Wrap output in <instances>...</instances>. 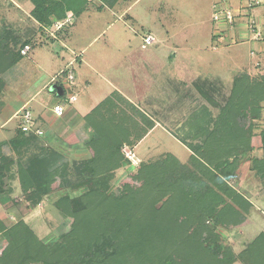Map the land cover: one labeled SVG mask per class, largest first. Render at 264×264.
I'll use <instances>...</instances> for the list:
<instances>
[{"label":"rangeland","instance_id":"rangeland-1","mask_svg":"<svg viewBox=\"0 0 264 264\" xmlns=\"http://www.w3.org/2000/svg\"><path fill=\"white\" fill-rule=\"evenodd\" d=\"M214 1L216 0H119L112 8H107L102 7L98 0H86L85 11L77 17L72 16L73 25L64 27L56 35L57 40H55L51 39L43 26L32 18L31 0H0L1 6L9 5L16 15V17L10 16L12 23H8L9 16L3 15L4 12L0 9V43L5 44L7 39H11L13 44H11L13 50L11 53L15 60L12 67L2 76L5 82L3 96L5 102L9 103L4 112L5 116L9 115L19 103L32 98L40 89L36 103L40 100L47 104L51 102V86L48 88L43 86L57 71L56 66H61V62H55L58 57L55 51L59 50L62 45L60 43L68 36L77 39L74 45L77 52L85 47L90 51H111L113 59L123 63V66L120 64L113 68L115 70L113 79L124 93L127 92L126 95H130L129 97L134 101L132 104L160 124L156 125L157 129L143 143L139 141L132 148L122 147L124 161L120 168L114 171L108 191L114 195L131 192L130 203L144 199V183L140 171L142 166L164 167L162 162L168 156L176 158L180 165H184L188 164L192 154L189 150V155L186 147L169 133L168 129L179 134L191 133V135L199 134L203 128L211 129L213 126L211 122L219 116L221 108L230 100L234 105L242 104V89L248 87H245L246 80L241 79V76H247L252 80L264 77L262 72L251 75L237 72L231 76V72L226 69L214 68V62L210 64V72L206 64L204 67L201 66L203 63L196 65L197 54L203 51L209 52L214 48L225 50L223 48L231 47L237 42L234 37H230L234 41L232 44L216 45L215 24L212 21L213 4L216 3ZM9 29H12V32ZM146 35H152L154 38L151 46L143 43ZM24 43H28L31 51L27 56L18 55ZM237 47L239 46L230 49ZM60 49L63 51L65 48L62 46ZM184 54H190L191 60ZM104 59L110 58L105 56ZM216 73L219 76H216ZM238 77L240 88L235 90L234 82ZM110 96H113V105L109 103L101 116L93 115L91 119L95 129L100 119L115 120L123 126L129 120L128 115L122 114L125 106L120 102V97L128 99L117 91L108 94L106 98ZM34 102L35 100L31 104L33 105ZM261 105L260 118L254 121L255 129L252 134H256L257 130L264 126V101ZM114 106L116 107L111 112L107 111ZM198 106L200 109L197 111L200 112L195 114L194 111ZM30 107L28 106L27 109L29 110ZM125 112L140 122L139 116L128 110ZM17 123L20 128L22 124L20 116L8 127L14 129ZM85 123L86 131L79 136L77 147L51 149V152L62 156L59 164L60 167L62 166V180L56 178L55 181H51L48 194L36 205L27 200L23 193L22 197H19L22 199V206L16 224L26 222L36 239L49 248L48 254H44V257L40 256L43 262L36 263L76 264L78 261L69 256L59 257L61 253L56 247L73 242L68 234L78 219L77 215L68 211L69 205L66 199H69L72 208H76L80 197L93 187L89 169H83L82 166L85 161L91 159L93 150L92 147L87 146V143L94 136L95 130L93 131L92 123L86 121ZM130 130L131 133L135 132ZM251 139H256L254 134ZM254 148V152H249L247 157L240 161L235 175L225 180L236 192V196H242L251 207L248 213L241 211L243 218L234 220L231 213L221 218L223 226H217L215 234L220 245L224 249H230L232 257H227L225 251L219 256L221 261H214V264H244L238 259V254L245 251L257 236L264 233L262 211L257 218L261 223L247 228L248 216L252 208L256 205L264 209V175L257 174L251 162L253 158L262 156V150ZM48 149L47 151H50ZM127 153L134 156L132 161L127 159ZM196 166L197 164H193L190 169L194 171ZM163 192L158 190L153 195L156 200L155 207L162 209L167 205L168 213L172 212V214L179 211L177 206L182 203L178 202L174 194L166 196ZM25 209L27 221L24 220L23 215ZM181 216L182 214L178 217ZM184 217L182 216L175 226H166L165 237L162 239L160 235L159 243L156 241L157 238L147 235L144 239L147 241H143L144 244L138 250L119 251L113 261L105 264H172L171 255L176 253L178 247H188L190 241L200 244L203 240H207L204 231L199 233V228L187 227L184 224ZM115 222L122 224L120 220ZM206 224L212 225L209 221ZM154 242L156 245L149 248L148 243ZM164 243L169 251L165 250L161 253ZM159 249L165 258L153 257V253L158 252ZM49 250L55 251L57 256H49Z\"/></svg>","mask_w":264,"mask_h":264},{"label":"trees","instance_id":"trees-1","mask_svg":"<svg viewBox=\"0 0 264 264\" xmlns=\"http://www.w3.org/2000/svg\"><path fill=\"white\" fill-rule=\"evenodd\" d=\"M31 1V16L44 27L50 26L53 20L64 19L68 13L79 16L85 11L86 3V0ZM98 1L102 7L112 8L119 0ZM11 54L0 55V75L14 63V56ZM240 78L246 80L245 87H248L242 89V104L237 106L230 100L221 108L219 116L211 120V129L203 128L199 134L194 135L179 134L168 129L169 133L192 152L188 164L180 165L176 158L168 156L162 162L164 167L142 166L140 171L144 183V199L133 203L129 199L131 192L121 195L109 192V182L113 179L114 171L124 161L122 147H134L159 122L141 111L138 106L120 97V102L125 107L123 111L118 109L122 114L128 115L127 123L123 126L115 120L100 119L95 129L91 121L93 115L101 116L109 103L113 105V96L98 104L85 117L86 122L93 124L95 132L87 143L93 150L91 159L82 166L83 169H89L93 187L80 197L76 208H72L71 202L66 199L68 211L77 215L78 219L68 234L73 242L56 247L61 253L59 257L62 255L76 258V264H105L113 261L119 251L138 250L144 244L143 241H147L144 240L147 235L157 238L159 243L160 235L162 239L165 237L166 226H175L185 216L184 224L199 228V233L204 231L207 240L200 244L190 241L188 247H178L176 253L171 255L170 263L214 264V261H221L219 256L225 251L227 257L231 258L230 249H224L219 243L215 234L216 227L223 226L221 218L225 214L231 213L234 220L240 219L243 218L242 212L248 213L251 206L242 196H236V192L225 180L235 175L240 161L249 153L254 134L252 132L255 129L253 123L260 118L261 103L264 101V77L254 80L247 76ZM240 78H236L233 89L240 88ZM116 106L108 108L107 111L111 112ZM197 109L200 107L196 108L195 114L200 112ZM125 110L139 116L140 122ZM130 129L135 132L131 133ZM20 133L25 136L18 142L27 146V153L22 150L17 154L19 183L26 199L36 205L48 194L51 181L56 178L62 180V166H59L62 156L51 150L47 151L46 148L30 153L37 144V137L33 133ZM260 136L262 156L253 158L251 162L253 170L264 175V128L260 131ZM193 164H197L194 171L190 169ZM158 190L161 193L164 191L163 195L166 196L174 194L178 202L182 203L177 206L179 211L168 213L167 205L157 209L153 195ZM180 214L182 216L179 218ZM116 220L125 225H119ZM208 221L212 225L206 224ZM11 238L14 242L10 251L18 259L17 264L22 263L23 259L32 263L43 262L40 256L48 254V246L37 240L25 223L16 224V231ZM155 245V242L148 243L149 248ZM165 250L169 251L164 243L161 253ZM54 252L49 250V256H57ZM161 253L159 249L153 253V257L165 258ZM237 257L244 264H264V233L257 236Z\"/></svg>","mask_w":264,"mask_h":264},{"label":"crops","instance_id":"crops-1","mask_svg":"<svg viewBox=\"0 0 264 264\" xmlns=\"http://www.w3.org/2000/svg\"><path fill=\"white\" fill-rule=\"evenodd\" d=\"M219 1L222 2L224 6L233 7L235 9H240L246 4L245 0H216L214 2ZM0 9L3 10V15L9 16L8 23H12L9 18L12 15L16 17V15L12 12L10 6L0 5ZM242 10L244 11V9ZM244 12H247L249 16L256 20L262 31V38L260 40H253L250 38L246 33L243 20L238 21L232 28H225L224 26V29L227 30V35L237 40L231 47H239L233 49H230L231 47L223 48L225 50L214 48L209 50V52L203 51L201 54H197L196 65H201L203 63L201 66L204 67L206 64L208 72H210V64L214 62V68L220 67L224 70L226 69L231 72V76L237 72H246L248 75L260 72L264 74V0L261 4L253 5L245 9ZM9 31L12 32V29H9ZM7 40L5 44L0 43V55L11 54V51H13L11 39ZM76 40L75 37L68 36L60 43L62 44L61 47L63 46L65 49L62 51L60 47L59 50L55 51L58 57L55 59L56 61H54L57 63L61 62V66L59 67L57 63L55 64V66L57 65V71L43 86L46 88L51 86L50 95L52 96V100L49 104L43 100L36 103V97L41 91L40 89L32 98L24 101V103H19L13 108L9 115L5 116L4 112L9 103L5 102L3 96L5 82L2 76L14 63L10 65L8 69L3 70L4 72L0 75V264L18 263V259H16L15 255L10 251L14 242L11 236L16 231V218L22 206V199L19 198L20 196L22 197V190L17 173V154L22 150L27 153V146L21 145V143L18 142L19 139L25 136L20 133L21 130L18 123L14 126V129L9 128V124L17 119V117H21L22 113L28 110L27 107L31 106L29 111L32 113V116H34V128L42 130L43 135L36 138L38 143L30 150V153L33 151L39 152L43 150L42 148L54 150L59 147L61 149L71 148L72 146L77 147L80 140L79 136H82L86 131L85 117L89 115L108 94L117 91L123 94L131 103L134 102L133 99L129 97L130 95H126L125 93L127 92L124 93V90L122 91L120 85L113 79V72L115 71L113 68L120 64L123 66V63L113 59L111 51H90L85 47L80 52H77L74 46ZM24 45H28V43H24ZM50 52L52 51L50 50ZM47 53L48 52H46V54ZM105 56H108L110 59H104ZM184 56L189 59L191 57L190 54H184ZM72 61H74L73 67L76 74L73 91L77 95V100L75 103L66 104L64 114L61 117H57L52 113V107L58 103H66L65 100L67 96L64 89L65 80L63 77L58 76L67 69L68 64ZM216 76L219 75L216 73ZM33 100H35V102L32 105L31 103ZM139 102L137 105H139ZM153 103L155 102H152V104ZM158 124L160 123L156 122V125ZM156 125L140 143H143L157 129ZM262 128H264V126H262ZM261 129L257 130L256 134L254 133L256 139H251L249 152H254V147L261 149ZM30 148L32 147L30 146ZM187 151L190 155L188 149ZM259 212L264 215V209H261V206L255 205L249 213L247 228L261 223V220L257 219ZM23 215L25 216L24 220L27 221L26 209ZM29 229L32 231L31 228ZM262 229L264 232V227H262ZM19 263L39 264L29 262V260L27 261L26 259H23L22 263Z\"/></svg>","mask_w":264,"mask_h":264},{"label":"built area","instance_id":"built-area-1","mask_svg":"<svg viewBox=\"0 0 264 264\" xmlns=\"http://www.w3.org/2000/svg\"><path fill=\"white\" fill-rule=\"evenodd\" d=\"M246 4L240 9H235L233 7L224 6L222 2H216L213 4L212 21L215 24V40L217 46L232 44L234 41L230 39L227 35L226 27L232 28L238 21L243 20L246 28V33L253 40H260L262 38V31L259 28L256 20L249 16L245 9L252 7L253 5H258L263 3V0H245ZM244 9V11L242 10ZM74 16L72 13H68L67 16L62 20L51 21L50 26L42 27L44 31L48 34L51 39L57 40V34L63 30L66 26H72L74 23ZM143 42L147 46H151L154 42L152 35H146L143 38ZM235 43V42H234ZM31 48L29 45H24L19 53L21 56H27ZM74 61L68 64L66 70L61 72L58 77H63L65 80L64 89L66 91V103H58L52 107V113L61 117L64 114L65 105L75 103L77 100V95L74 93L73 88L75 86L76 74L73 67ZM57 77V78H58ZM22 124L20 125V130L24 133H33L36 137H41L43 135L42 130L34 128V119L32 113L29 110H25L22 115ZM49 150V149H48ZM126 157L128 160H133V155L127 153Z\"/></svg>","mask_w":264,"mask_h":264}]
</instances>
